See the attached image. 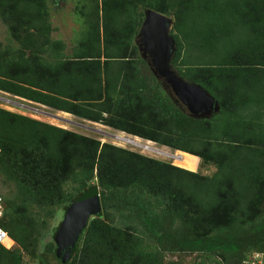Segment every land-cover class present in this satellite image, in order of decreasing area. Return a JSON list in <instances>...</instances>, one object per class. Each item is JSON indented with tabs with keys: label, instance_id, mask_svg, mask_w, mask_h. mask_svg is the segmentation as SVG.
Segmentation results:
<instances>
[{
	"label": "trees",
	"instance_id": "16d2710c",
	"mask_svg": "<svg viewBox=\"0 0 264 264\" xmlns=\"http://www.w3.org/2000/svg\"><path fill=\"white\" fill-rule=\"evenodd\" d=\"M77 8L85 31L71 57L52 37L50 0H0L14 39L0 49V90L216 171L200 175L0 108V189H9L0 193V225L19 251L38 264H163L169 249L205 255L198 264H243L247 253L264 252V0H77ZM140 8L174 16L171 67L207 91L217 112L191 115L155 79L136 44ZM95 190L102 213L63 262L57 231ZM42 212L62 215L49 233H38ZM113 212L121 220L111 222ZM252 235L257 241L244 246ZM19 251L0 244V264H23Z\"/></svg>",
	"mask_w": 264,
	"mask_h": 264
},
{
	"label": "rangeland",
	"instance_id": "374dc122",
	"mask_svg": "<svg viewBox=\"0 0 264 264\" xmlns=\"http://www.w3.org/2000/svg\"><path fill=\"white\" fill-rule=\"evenodd\" d=\"M77 9H78L77 0H50V13H51V18H52L51 21L53 25L52 37L53 39H62L70 47L75 46L76 43L78 44V42L82 39V36H84V31H85V29L83 30L84 28L83 24H81L82 19L80 20V16L77 14V11H76ZM140 10L143 11L144 9L140 8ZM145 11L146 10H144V15H145ZM173 18L174 16H172V23L170 25V31L172 30V27H173V22H174ZM12 39L13 38L8 33V28L0 20V49L5 48L8 44H10V41L14 40ZM136 44L139 47L140 41L138 40V38L136 39ZM138 50H139V55L141 56V58H143L142 51L140 50V48ZM147 61L149 63V59H147ZM153 75L155 76V79L159 83L161 82L165 84L164 80L162 81V79L159 78L154 72H153ZM162 87L164 86L162 85ZM165 89L166 88L164 87V90ZM167 94L169 96L172 95V91L167 90ZM15 96L16 95H13V94L11 96L12 98H11L10 105H12V107L10 106L7 107L9 109H14L15 111L14 113H19L20 115H24V116H27V117H30V118H33V119H36V120H39L45 123H49L51 125H55L63 129H68V130H71L77 133H81L86 136L96 138L100 140L102 143H111L113 145L143 154L145 156L174 164L173 158H168V155L170 154V156H174L176 152L178 151H174L168 147H164L156 143H150L143 139H138L135 137L127 136V135L118 133L117 131H111L108 128H105L99 125L85 124L83 126V125H79L76 123H72V121L68 119V117L66 116H63L55 112H51L50 110H46L41 107H32L28 102L23 101L20 98L18 100L17 98H15ZM121 136L130 138L132 142L137 140L138 142H135V144L137 145H134V144L130 145V144L122 143L121 141H119L120 140L119 138ZM138 143L140 144V146ZM187 170L199 173L200 175H204V176H212L216 171V167L214 165L204 163L200 158L197 157V166L194 169H187ZM7 192L9 193V189H5V188L0 189V193H2L3 195L6 194ZM39 217L41 218L42 221H44V224H43L44 228H39L38 233L43 232V231L49 233V231H51L53 227L58 224V221L61 220L62 215L59 214L58 218L56 217L55 219H51V218L45 217L44 213L42 212V213H39ZM119 220H121L120 213L113 212V214L111 215V222L115 223ZM260 236L264 237V232H262ZM50 240H51V235L50 236L48 235V237L44 239L45 244H47ZM251 241L256 242L257 236L252 235L248 237L246 240H244V246L250 243ZM6 245L7 246L13 245L11 250L19 251L18 245L11 240H9L6 243ZM37 247H38V244H37ZM47 247H48L47 245H44V249H47ZM19 253L22 255L23 264L40 263L38 259H35L30 252L19 251ZM162 255H163V258H162L163 264H198L205 257V255L201 253L171 251L170 249L166 251L164 250ZM47 263L57 264L55 263V261L50 262V260H46V264ZM233 264H238V260Z\"/></svg>",
	"mask_w": 264,
	"mask_h": 264
},
{
	"label": "water",
	"instance_id": "95a60500",
	"mask_svg": "<svg viewBox=\"0 0 264 264\" xmlns=\"http://www.w3.org/2000/svg\"><path fill=\"white\" fill-rule=\"evenodd\" d=\"M171 23L172 19L166 15L152 9L145 11L137 36L142 57L144 60L149 59L153 72L164 80L188 113L196 117H208L219 110L218 103L200 85L188 83L171 67L175 53V42L170 35ZM101 213L98 190L86 195L67 210L56 234L58 258L66 262L72 257L82 231Z\"/></svg>",
	"mask_w": 264,
	"mask_h": 264
},
{
	"label": "built area",
	"instance_id": "2783aa9c",
	"mask_svg": "<svg viewBox=\"0 0 264 264\" xmlns=\"http://www.w3.org/2000/svg\"><path fill=\"white\" fill-rule=\"evenodd\" d=\"M11 96H12L11 93L0 90V108L7 111L15 112L14 109L7 108L8 106L12 107V105H10L12 98ZM15 98L19 100L20 97L15 96ZM135 142L138 141H134L133 143L134 145H137L135 144ZM4 215H5L4 198L0 195V222L3 220ZM7 239L10 240L9 235L6 232V230L0 225V244L6 247L7 249H12L13 245L12 246L6 245ZM243 264H264V252L252 251L247 253L246 258L243 261Z\"/></svg>",
	"mask_w": 264,
	"mask_h": 264
},
{
	"label": "crops",
	"instance_id": "0c3cea01",
	"mask_svg": "<svg viewBox=\"0 0 264 264\" xmlns=\"http://www.w3.org/2000/svg\"><path fill=\"white\" fill-rule=\"evenodd\" d=\"M137 38V37H136ZM54 40H57V41H62L64 44H65V50H64V54L68 55V56H71L73 55V51L76 49V46L78 45L76 43L75 46H72L70 47L68 44L65 43V41H63L62 39H54ZM103 61V59L101 60ZM147 61V60H146ZM149 64V63H148ZM20 99H22L23 101H26L28 102L32 107H41V108H44L46 110H50L51 112H55V113H58V114H61L63 116H66L68 117V119H70L72 121V123H76V124H79V125H85V124H93V125H99V126H102V127H105V128H108L109 130L111 131H116V130H113L112 128H109V127H106L102 124H99V123H94V122H91V121H88V120H84V119H81V118H78L76 117L75 115H72V114H69V113H66V112H62V111H56V110H53L47 106H44L42 104H39V103H36V102H32L30 100H27V99H24L22 97H20ZM37 109V108H36ZM49 124V123H48ZM55 126V125H54ZM118 133H121V134H124V135H127V136H131V137H136V136H133V135H130V134H127L125 132H120V131H117ZM139 138V137H137ZM141 139V138H140Z\"/></svg>",
	"mask_w": 264,
	"mask_h": 264
},
{
	"label": "bare ground",
	"instance_id": "6f19581e",
	"mask_svg": "<svg viewBox=\"0 0 264 264\" xmlns=\"http://www.w3.org/2000/svg\"><path fill=\"white\" fill-rule=\"evenodd\" d=\"M121 137L119 138L120 139L119 141H121L122 143L130 144V145H132L134 143V141L132 142L130 140V138H126L124 136H121ZM135 141H137V140H135ZM148 142L154 143V142H151V141H148ZM168 158H173L174 165H177V166H180V167H183V168H186V169H194L197 166V157L193 156V155H190V154H187V153H183V152H179L178 151V152H176V154L174 156H170V154H169ZM8 241H9V239L6 240V243Z\"/></svg>",
	"mask_w": 264,
	"mask_h": 264
},
{
	"label": "clouds",
	"instance_id": "9594fccd",
	"mask_svg": "<svg viewBox=\"0 0 264 264\" xmlns=\"http://www.w3.org/2000/svg\"><path fill=\"white\" fill-rule=\"evenodd\" d=\"M135 138H137V137H135ZM138 139H140V138H138ZM141 139H142V138H141ZM143 140H145V139H143ZM146 141H148V140H146ZM9 238H10V237H9ZM10 240L13 241L11 238H10ZM13 242H14V241H13Z\"/></svg>",
	"mask_w": 264,
	"mask_h": 264
}]
</instances>
